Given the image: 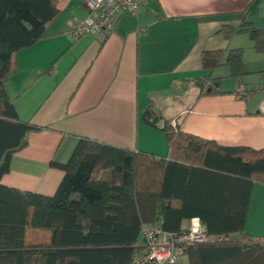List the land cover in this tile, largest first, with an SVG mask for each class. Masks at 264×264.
I'll return each mask as SVG.
<instances>
[{"label":"crops","instance_id":"crops-1","mask_svg":"<svg viewBox=\"0 0 264 264\" xmlns=\"http://www.w3.org/2000/svg\"><path fill=\"white\" fill-rule=\"evenodd\" d=\"M56 7L46 37L18 54L17 71L5 83L18 119L39 129L26 133L27 145L12 155L1 185L53 196L65 175L53 164L66 165L81 139L165 158L164 132L142 119L149 101L185 134L222 148H264V55L254 51L250 27L241 25L264 30V0H145L137 17L122 14L105 36L78 37L68 32L89 15L83 1L56 0ZM225 26L235 29L227 40L219 33ZM235 49H243L244 75L229 78L226 54ZM210 73L222 78L220 94L198 98L192 81ZM192 87L191 105L177 100L180 108L170 111ZM191 173V218L221 214L207 203L223 180ZM192 219L181 221L182 232ZM244 233L264 244V184H252ZM228 237L239 241L237 234ZM180 261L188 264L187 256Z\"/></svg>","mask_w":264,"mask_h":264},{"label":"trees","instance_id":"trees-1","mask_svg":"<svg viewBox=\"0 0 264 264\" xmlns=\"http://www.w3.org/2000/svg\"><path fill=\"white\" fill-rule=\"evenodd\" d=\"M58 15L56 0H0V178L12 155L26 147V133L39 129L18 119L5 83L17 71L18 54L44 39ZM241 25L250 27L253 49L264 55V30ZM234 32L226 26L219 31L226 40ZM203 55L220 59L222 53ZM225 64L229 78L243 76V49L228 51ZM221 79L210 73L193 80L198 98L220 94L215 83ZM142 119L164 132L165 158L81 139L66 165L53 164L65 172L53 196L0 184V264H134L143 225L179 234L181 221L192 219V171L223 180L207 203L221 214L198 217L206 233L237 234L239 241L187 247L188 264H264V244L249 242L244 233L252 184H264V148H222L185 134L152 101ZM86 143L94 146L84 150Z\"/></svg>","mask_w":264,"mask_h":264},{"label":"built area","instance_id":"built-area-1","mask_svg":"<svg viewBox=\"0 0 264 264\" xmlns=\"http://www.w3.org/2000/svg\"><path fill=\"white\" fill-rule=\"evenodd\" d=\"M89 15L70 26L71 36H82L98 31L102 36L112 31L120 16L128 13L137 17L145 0H82ZM175 126L174 123H171ZM143 249L134 264H187L180 261L184 250L193 245H224L232 242L225 235H208L198 219L190 220L189 227L179 234L164 230L157 224L141 227Z\"/></svg>","mask_w":264,"mask_h":264},{"label":"rangeland","instance_id":"rangeland-1","mask_svg":"<svg viewBox=\"0 0 264 264\" xmlns=\"http://www.w3.org/2000/svg\"><path fill=\"white\" fill-rule=\"evenodd\" d=\"M194 93L195 90L192 87L189 92L185 93L183 96L176 98L171 102L170 111H175L176 109L180 108L179 102L177 100H180L185 107H188L191 105V103L194 100ZM140 243H142V238L140 237Z\"/></svg>","mask_w":264,"mask_h":264},{"label":"water","instance_id":"water-1","mask_svg":"<svg viewBox=\"0 0 264 264\" xmlns=\"http://www.w3.org/2000/svg\"><path fill=\"white\" fill-rule=\"evenodd\" d=\"M215 87H218V83H215Z\"/></svg>","mask_w":264,"mask_h":264}]
</instances>
